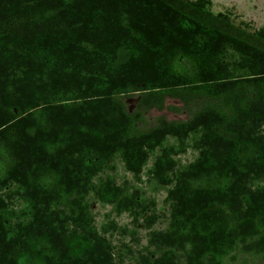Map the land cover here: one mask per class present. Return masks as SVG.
I'll return each mask as SVG.
<instances>
[{
    "label": "trees",
    "instance_id": "16d2710c",
    "mask_svg": "<svg viewBox=\"0 0 264 264\" xmlns=\"http://www.w3.org/2000/svg\"><path fill=\"white\" fill-rule=\"evenodd\" d=\"M168 97L186 120H152ZM245 258L264 263V27L211 0H0V264Z\"/></svg>",
    "mask_w": 264,
    "mask_h": 264
},
{
    "label": "rangeland",
    "instance_id": "374dc122",
    "mask_svg": "<svg viewBox=\"0 0 264 264\" xmlns=\"http://www.w3.org/2000/svg\"><path fill=\"white\" fill-rule=\"evenodd\" d=\"M212 1V10L214 12H227L232 20L236 24H244L247 23L251 30H256L261 27H264V0H211ZM137 97L129 98V106L132 110L137 102ZM162 116L167 120H186L189 116V111L186 109L184 104L180 100H176L168 97L165 102V108L162 110L154 109L150 113V117L153 119ZM196 153L194 151H189L185 154L183 158V162H189L193 160ZM119 181H122L124 177L133 180L132 174L127 173L122 164H119ZM146 178V176L144 177ZM145 181H147L145 179ZM143 187L147 188V195L152 196L157 200V208L161 214H167L168 206L165 204L166 190L158 189L153 190L152 185L150 186L148 183L141 184ZM93 210L97 216V223L100 225L102 222L106 220V214L110 213L112 218L118 222L119 225H126L130 229L137 230L138 236V244L133 242L131 234L122 235L119 232L115 233L114 241L119 242L120 239H123L125 243H132L134 248V252L137 249H141L148 242V229L145 227L144 222L141 220L134 221L131 216L127 213H124L121 216H117L113 211L112 206H101L99 203H95L93 205ZM166 218V217H165ZM157 228H165L166 227V219L162 217L160 221H158L155 225ZM243 263H234V264H264L260 261H255L252 259H246ZM128 261V259H127Z\"/></svg>",
    "mask_w": 264,
    "mask_h": 264
}]
</instances>
